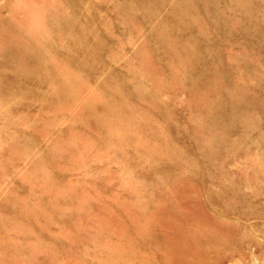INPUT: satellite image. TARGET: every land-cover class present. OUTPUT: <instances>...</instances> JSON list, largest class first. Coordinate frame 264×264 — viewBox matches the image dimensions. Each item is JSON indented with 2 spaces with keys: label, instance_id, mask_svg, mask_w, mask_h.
<instances>
[{
  "label": "rangeland",
  "instance_id": "obj_1",
  "mask_svg": "<svg viewBox=\"0 0 264 264\" xmlns=\"http://www.w3.org/2000/svg\"><path fill=\"white\" fill-rule=\"evenodd\" d=\"M0 264H264V0H0Z\"/></svg>",
  "mask_w": 264,
  "mask_h": 264
}]
</instances>
